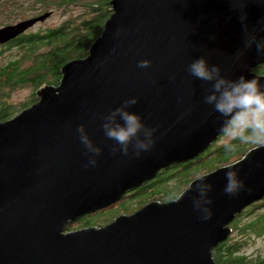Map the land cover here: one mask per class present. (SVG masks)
I'll list each match as a JSON object with an SVG mask.
<instances>
[{"label":"water","instance_id":"water-1","mask_svg":"<svg viewBox=\"0 0 264 264\" xmlns=\"http://www.w3.org/2000/svg\"><path fill=\"white\" fill-rule=\"evenodd\" d=\"M57 85L0 121V264H214L264 196V142L100 226L66 224L203 151L264 105V0H110ZM46 11L0 28L4 42Z\"/></svg>","mask_w":264,"mask_h":264},{"label":"trees","instance_id":"trees-1","mask_svg":"<svg viewBox=\"0 0 264 264\" xmlns=\"http://www.w3.org/2000/svg\"><path fill=\"white\" fill-rule=\"evenodd\" d=\"M2 1L3 8L10 7L14 3L12 0ZM109 1L28 0V3L18 11L14 8L15 16L19 19L36 16L43 11L50 13L42 21L31 25L33 26L31 29L26 31L28 27L25 32L14 37V48L4 60L3 66L6 67L0 71V121L8 119L24 106L34 103L37 100L34 92L37 87L44 84L57 85L60 78L59 70L66 61L82 58L87 54L88 46L99 35L103 21L111 12ZM54 12L61 16L55 25L35 27ZM252 70L256 74L263 75L264 62ZM21 87L30 88L25 101L18 104L8 102V91ZM234 120L229 123L225 132L218 135L193 158L170 164L157 171L152 179L122 194L112 204L68 222L65 230L100 226L110 221L114 216L120 213H130L150 200L173 199L193 178L219 165L228 164L238 159L252 146L264 142V117L247 125L234 137L222 141L233 127ZM239 142L245 143L246 147L241 152L232 153L237 150L234 147ZM212 145L215 148L211 152ZM212 153L214 157L211 156ZM223 155H228V157L220 160ZM117 205L118 208L115 209ZM228 225L231 232L225 240L219 242L212 249L214 264H264V256L259 254L251 256L241 251L246 239L253 235L264 234V196L237 212Z\"/></svg>","mask_w":264,"mask_h":264},{"label":"rangeland","instance_id":"rangeland-1","mask_svg":"<svg viewBox=\"0 0 264 264\" xmlns=\"http://www.w3.org/2000/svg\"><path fill=\"white\" fill-rule=\"evenodd\" d=\"M14 3H18L19 4L18 7H20V9H21L22 7H24L28 3V0H15ZM60 18H61V16L58 13L54 12L44 22H42L41 24H37L35 27L53 26L60 20ZM29 92H30L29 87L28 88L27 87H21V88L13 89L11 91H8L9 94L7 95V100L10 103L18 104L20 102L25 101V99L29 95ZM26 106H28V105H26ZM26 106H24V107H26ZM19 111H17V112H19ZM263 117H264V107H262V106L259 108H253V109H248V110L243 111L239 115V117L234 120V122L232 124L233 127L231 126L232 127L231 130H229V132L225 135V137L222 141H226L229 138L234 137L237 133H240L247 125L255 123ZM240 141H244V140H240ZM245 147H246L245 143L239 142V144H237L234 147V149L237 148V150L232 151V153L241 152ZM214 148L215 147H213V145H212L211 146V152L213 151ZM211 156L214 157L213 153L211 154ZM227 157H228V155H223L220 157V160H223V158H227ZM217 161H219V160H217ZM214 162H215V160H214ZM219 166H221V165H219ZM171 182H173V181H171ZM171 182H170V184H171ZM116 208H118V205L115 207V209ZM243 245L244 246H242V248H241V251L243 253L251 255V256H254L257 254L264 256V234L253 235L252 237L246 239V242Z\"/></svg>","mask_w":264,"mask_h":264},{"label":"flooded vegetation","instance_id":"flooded-vegetation-1","mask_svg":"<svg viewBox=\"0 0 264 264\" xmlns=\"http://www.w3.org/2000/svg\"><path fill=\"white\" fill-rule=\"evenodd\" d=\"M12 1L15 2V0H12ZM14 8H15V10L18 11V9L20 8V7H18V3H13L10 7L6 6L5 8H3V1L0 0V28H2L3 26H6V25L17 23L20 20L29 18V17L21 18V19L17 18L15 16V13H14ZM41 13L42 12H40L39 14H41ZM32 27L33 26L29 27L28 29H26V31L31 29ZM24 32H25V30H24ZM14 37H12V38L4 41V42H0V71H2L6 67V66H3V64H5L4 60L7 59V54L9 52H12V50L14 48V45H13V40L15 39Z\"/></svg>","mask_w":264,"mask_h":264}]
</instances>
